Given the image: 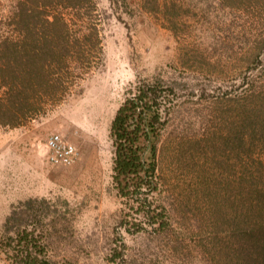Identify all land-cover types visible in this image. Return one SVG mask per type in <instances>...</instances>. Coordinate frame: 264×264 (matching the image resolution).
Wrapping results in <instances>:
<instances>
[{
    "label": "rangeland",
    "instance_id": "374dc122",
    "mask_svg": "<svg viewBox=\"0 0 264 264\" xmlns=\"http://www.w3.org/2000/svg\"><path fill=\"white\" fill-rule=\"evenodd\" d=\"M17 2L0 0V35L14 32ZM95 2L96 12L79 26L78 13L63 10L74 30L85 21L99 32L101 43L83 49L79 64L87 73L72 76L70 91L42 115L0 126V264H26L15 260L19 237L6 229L14 208L24 212L20 227L36 229L55 264H210L197 208L181 202L195 197L199 178L233 181L241 174L242 107L264 122V0ZM142 79H162L180 94L161 160L176 213L170 238L119 226L124 204L113 186L111 125ZM53 133L78 147L73 165L50 163ZM30 199L37 202L26 210ZM121 232L125 259L116 256Z\"/></svg>",
    "mask_w": 264,
    "mask_h": 264
},
{
    "label": "trees",
    "instance_id": "16d2710c",
    "mask_svg": "<svg viewBox=\"0 0 264 264\" xmlns=\"http://www.w3.org/2000/svg\"><path fill=\"white\" fill-rule=\"evenodd\" d=\"M64 9L78 13L74 24L79 26L77 21L89 19L97 4L95 0H18L11 21L14 32L0 35V126L18 127L42 115L46 104L58 103L70 91L72 76L77 78L80 71L83 78L87 73L79 64L83 49L96 48L99 32L85 21L74 30ZM179 105L177 87L162 79H142L128 91L112 122L113 186L124 204L119 226L129 234L176 235L175 206L161 160ZM256 114L254 108L242 107L247 133L239 139L241 174L233 181L199 178L195 197L181 202H194L197 208L196 228L210 264H264V147L258 144L264 140V122ZM36 202L24 203L26 210ZM23 215L14 208L6 220L7 231L19 237L15 260L55 264L36 229L20 227ZM117 244L116 256L125 259L123 232Z\"/></svg>",
    "mask_w": 264,
    "mask_h": 264
},
{
    "label": "built area",
    "instance_id": "2783aa9c",
    "mask_svg": "<svg viewBox=\"0 0 264 264\" xmlns=\"http://www.w3.org/2000/svg\"><path fill=\"white\" fill-rule=\"evenodd\" d=\"M47 145L49 161L56 166H71L80 158L78 147L60 133L51 134Z\"/></svg>",
    "mask_w": 264,
    "mask_h": 264
}]
</instances>
